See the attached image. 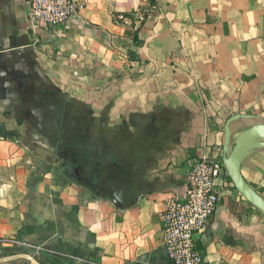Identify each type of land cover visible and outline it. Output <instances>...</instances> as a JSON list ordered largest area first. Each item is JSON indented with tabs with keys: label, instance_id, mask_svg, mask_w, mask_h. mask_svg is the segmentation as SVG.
Instances as JSON below:
<instances>
[{
	"label": "crops",
	"instance_id": "obj_1",
	"mask_svg": "<svg viewBox=\"0 0 264 264\" xmlns=\"http://www.w3.org/2000/svg\"><path fill=\"white\" fill-rule=\"evenodd\" d=\"M78 1L49 34L0 0V264H172L160 214L190 164L264 124V0ZM260 140L239 172L264 200ZM215 185L201 264H264V215Z\"/></svg>",
	"mask_w": 264,
	"mask_h": 264
},
{
	"label": "built area",
	"instance_id": "obj_2",
	"mask_svg": "<svg viewBox=\"0 0 264 264\" xmlns=\"http://www.w3.org/2000/svg\"><path fill=\"white\" fill-rule=\"evenodd\" d=\"M78 0H27V21L58 34L78 16ZM143 15L138 14V19ZM116 22L129 24V16L118 13ZM225 164L219 158L201 157L190 164L186 173L185 191L181 197L168 200L160 214L159 235L172 264H201L203 254L196 244L198 235L206 231L210 217L218 205L215 180L225 175ZM40 249V247L22 243Z\"/></svg>",
	"mask_w": 264,
	"mask_h": 264
},
{
	"label": "water",
	"instance_id": "obj_3",
	"mask_svg": "<svg viewBox=\"0 0 264 264\" xmlns=\"http://www.w3.org/2000/svg\"><path fill=\"white\" fill-rule=\"evenodd\" d=\"M264 137V124H256L244 130L234 143L225 163V170L235 188L255 208L264 215V200L258 197L241 179L239 172V154L242 145L252 138Z\"/></svg>",
	"mask_w": 264,
	"mask_h": 264
},
{
	"label": "rangeland",
	"instance_id": "obj_4",
	"mask_svg": "<svg viewBox=\"0 0 264 264\" xmlns=\"http://www.w3.org/2000/svg\"><path fill=\"white\" fill-rule=\"evenodd\" d=\"M260 138L262 139V140H260V142L263 144L264 143V137H260Z\"/></svg>",
	"mask_w": 264,
	"mask_h": 264
},
{
	"label": "bare ground",
	"instance_id": "obj_5",
	"mask_svg": "<svg viewBox=\"0 0 264 264\" xmlns=\"http://www.w3.org/2000/svg\"><path fill=\"white\" fill-rule=\"evenodd\" d=\"M256 139H257V138H256ZM261 140H262V139H261ZM252 142H253V141H252ZM252 142H251V143H252ZM248 143H249V141H248ZM263 144H264V143H263ZM244 145H245V143L242 145V147H243ZM261 145H262V144H261ZM249 146H250V143H249Z\"/></svg>",
	"mask_w": 264,
	"mask_h": 264
}]
</instances>
